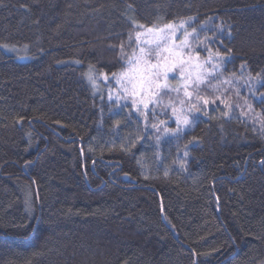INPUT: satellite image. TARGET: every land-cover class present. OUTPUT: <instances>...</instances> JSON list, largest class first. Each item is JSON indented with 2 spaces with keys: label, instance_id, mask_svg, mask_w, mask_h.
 <instances>
[{
  "label": "trees",
  "instance_id": "obj_1",
  "mask_svg": "<svg viewBox=\"0 0 264 264\" xmlns=\"http://www.w3.org/2000/svg\"><path fill=\"white\" fill-rule=\"evenodd\" d=\"M181 21L213 71L145 122L112 74ZM262 96L264 0H0V264H264Z\"/></svg>",
  "mask_w": 264,
  "mask_h": 264
},
{
  "label": "snow or ice",
  "instance_id": "obj_2",
  "mask_svg": "<svg viewBox=\"0 0 264 264\" xmlns=\"http://www.w3.org/2000/svg\"><path fill=\"white\" fill-rule=\"evenodd\" d=\"M192 20V17L188 18ZM135 23V22H134ZM186 21H181L179 25H174L172 23L164 25L163 28H148V33H153L154 31L158 34V41L155 45L156 48L160 47L161 41H166L168 39H172L174 37L175 32L179 29H183L184 39L181 42V47H190L188 44L189 36L193 34H197V30L195 28L192 29V32L189 33L187 29L184 27ZM140 28H144V25H139ZM224 25L221 24L218 26V30H223ZM165 29L170 30V34H165ZM140 33H136V39L139 43ZM132 39L130 34L129 40ZM208 39L207 37L205 38ZM121 48V57L122 59L125 58V53L123 51V45L120 46ZM140 54L133 55L126 59V63L130 66L128 71L121 72L119 74L113 73L112 76L116 80L118 84L121 85L124 93L126 94L124 99L127 101L131 98L132 107L136 109L137 112H141V109L145 110L141 114L144 116L145 122H147L148 116L147 113L151 112L153 116H155V106L159 103V97L162 93L166 92H176L179 93L181 88L183 89V94L185 98L189 100L193 97V92L189 91V87H199L200 83L204 82V78L201 77L199 74L196 75L195 80L192 78L191 73H187L185 71V65H195L197 72L199 73L202 65L196 63V59L198 58V53L195 57L189 55L187 60H185L183 54L181 52H173V46H168L163 48V52L168 53L167 56H162L160 52H146L143 47L139 49ZM155 55L157 59V63H151L146 57ZM220 60H224L225 57L220 53L215 54ZM212 60V53L209 50V56L205 63ZM244 67L243 65L241 66ZM179 70V77L182 78V83L178 86H172L168 83V76L169 73H176ZM214 70H218V68L214 65ZM204 71L208 74L212 73V69H204ZM86 78L94 85L95 78L93 72V66L89 65V70L87 73L84 74ZM103 75V74H102ZM104 79L107 80L108 76L104 75ZM259 79V74L257 76ZM121 81H125L127 84L131 85V87L124 86ZM111 98V97H109ZM120 97L117 96V103L120 101ZM198 102H202L203 105H207L209 103L208 99H205L199 95L196 96ZM262 102H264V96L261 97ZM215 103V101H212ZM184 103L183 100L180 101L182 105ZM149 104H152L153 107L149 108ZM199 112L200 108H197L195 104L191 105L188 108V112ZM173 116L175 117V122L177 124L176 129H169L164 127L163 133L165 135H176L178 136L180 132L183 131L184 127H189L191 125V121L189 120L187 115H178L177 110L175 108L172 109ZM207 115V113H204ZM164 121H160V124H164ZM151 127L157 128L159 130V126L157 124H152ZM157 141H159L160 137H156ZM184 155L186 156L187 153L185 152ZM167 174V173H165Z\"/></svg>",
  "mask_w": 264,
  "mask_h": 264
},
{
  "label": "rangeland",
  "instance_id": "obj_3",
  "mask_svg": "<svg viewBox=\"0 0 264 264\" xmlns=\"http://www.w3.org/2000/svg\"><path fill=\"white\" fill-rule=\"evenodd\" d=\"M163 27L164 26L154 27V28L159 29V28H163ZM147 29L148 28H143V29H140V31H139V33L141 34L139 37V41L141 42L140 45H141V47H143L145 49L146 52H153V53L160 52L162 56H167L168 53L163 52V48L168 47V46H173V52H181L183 54L185 60H187L189 55H191L193 57L196 56V54L193 53L194 50H193L192 46L190 45L189 38H188V44L190 45V47H181V42L184 39V35H183L184 30L183 29L182 30L179 29L178 31H176L175 35H174V37H172V39H168L166 41H161L159 48L155 47V45L159 39L158 34L155 31L153 33H148ZM165 34L166 35L170 34V30L165 29ZM10 50L15 51L17 49L12 48ZM139 54H140V52L138 53V55ZM25 57H26V55L25 56L19 55L18 58H20L21 60H25ZM212 58H214V57H212ZM146 59L149 60L151 63H157V59H156L154 54L146 57ZM205 61H207V60L201 59V57L198 55V58L196 59V63L201 64L202 68L200 69V71L198 73L194 64L193 65L186 64L185 65L186 75H187V73H191L193 80H195V77L197 74H199L201 77H204V75L206 73L204 71V69H206L205 67L208 64V62L205 63ZM94 78L96 81L94 85L89 80L88 81L91 84L92 88L95 91H97V90H99L100 86L102 85L101 84L102 81H100L98 79V77H96L95 73H94ZM182 82H183L182 78L179 77V70L176 73H169V76H168V83L169 84H171L172 86L175 87V86L180 85ZM127 85H129V84H127ZM129 86H131V85H129ZM193 88L194 87H189L188 90L191 91V89H193ZM180 91H183V89L181 88ZM167 93L170 95H175V96L179 95V93H176V92H167Z\"/></svg>",
  "mask_w": 264,
  "mask_h": 264
}]
</instances>
